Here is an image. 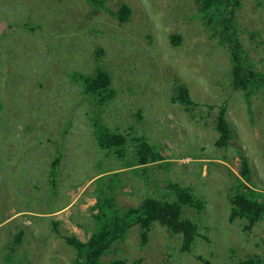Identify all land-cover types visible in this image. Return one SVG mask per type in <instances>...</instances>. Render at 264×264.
<instances>
[{
	"label": "rangeland",
	"instance_id": "374dc122",
	"mask_svg": "<svg viewBox=\"0 0 264 264\" xmlns=\"http://www.w3.org/2000/svg\"><path fill=\"white\" fill-rule=\"evenodd\" d=\"M122 3L132 9L123 23L85 0H0V264H73L76 253L64 237L85 241L95 230L100 179L122 209L147 196L166 198L168 181L192 186L203 204L183 210L200 233L189 249L158 222L141 245L134 224L103 261L236 264L263 257L264 218L243 231V220L229 221L227 198L240 178L241 155L249 184L264 189V91L253 93L249 119L229 84V47L211 35L195 0L104 4L116 12ZM234 17L244 51L264 73V0H240ZM173 33L181 36L177 46ZM98 67L111 76L102 105L69 75H93ZM178 85L198 103L192 109L171 101ZM223 104L231 137L218 147L216 109L208 105ZM95 111L111 132L125 135L122 157L99 147ZM140 135L164 160L134 162Z\"/></svg>",
	"mask_w": 264,
	"mask_h": 264
},
{
	"label": "trees",
	"instance_id": "16d2710c",
	"mask_svg": "<svg viewBox=\"0 0 264 264\" xmlns=\"http://www.w3.org/2000/svg\"><path fill=\"white\" fill-rule=\"evenodd\" d=\"M85 2L91 9L102 7L113 17L116 16L115 18L121 23L125 22L132 13L131 7L126 3H122L118 10L114 12L104 4L105 0H85ZM195 2L199 5V10L205 18L206 25L212 30L211 35L217 37V42L220 45L226 43L229 47V84L234 91H238L242 95L249 119H252L251 97L256 91H264V73L253 67L249 56L236 36L237 27L234 10L240 4V0H195ZM169 36L173 46L180 43L181 36L178 33ZM98 50L103 51L102 48ZM69 75L72 78L71 82L77 81L81 84L82 91L86 96L94 97L97 99L98 104H103L105 100L104 91L109 89L111 83V76L106 68L98 67L93 75L80 72H69ZM176 89L177 92L171 95L172 102L178 101L180 104H185L187 110L198 104L191 98L185 86L178 85ZM217 107L208 105L209 110L216 109L214 129L218 132V137L214 141V145L225 147L228 146L231 137L229 124L225 116L226 106L223 104ZM96 114L95 111L92 126L94 135L97 133L95 136L100 144L99 147L107 150L106 155L112 152L116 157H122L126 141L125 135L120 132H111L107 126L101 123V120L97 119L98 114ZM145 139L144 135L134 138V141L138 142L135 145L137 153L135 158L138 159L134 162L148 166L146 165L148 162L164 160L158 152L151 150ZM38 142L42 143L43 141L38 140ZM137 145L139 148H137ZM57 162L58 157L51 160L50 166L55 168ZM250 171L247 158L241 155L240 178L237 177L236 181L229 187L227 198L229 221L236 218L243 220V231H249L264 218V189L261 191L256 190L249 184ZM102 183L101 179L100 182L96 183L97 202L96 212L93 214V218L96 220L95 230L85 241L74 234L64 237L65 242L76 253L73 264H143L142 258L130 261L126 258H113L103 261L101 258L113 240L122 237L126 230L134 224H139L141 228V245L147 242L148 230L154 222L164 225L174 234H181L184 249H189L196 237L199 236L197 224L191 218L182 216L184 207H195L198 211L203 207L202 200L195 198L192 186L168 181L165 184V187L169 190L164 195L166 198L147 196L137 206L122 209L121 206L115 204V198L102 189ZM156 187H159V185L156 184ZM203 238L209 239L207 235H204ZM236 264H264V256L247 257L244 260L237 261Z\"/></svg>",
	"mask_w": 264,
	"mask_h": 264
}]
</instances>
